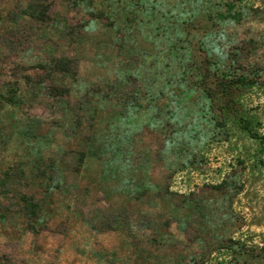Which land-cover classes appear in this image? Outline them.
<instances>
[{"label": "rangeland", "instance_id": "rangeland-1", "mask_svg": "<svg viewBox=\"0 0 264 264\" xmlns=\"http://www.w3.org/2000/svg\"><path fill=\"white\" fill-rule=\"evenodd\" d=\"M234 1L0 0V264H264V0Z\"/></svg>", "mask_w": 264, "mask_h": 264}, {"label": "trees", "instance_id": "trees-1", "mask_svg": "<svg viewBox=\"0 0 264 264\" xmlns=\"http://www.w3.org/2000/svg\"><path fill=\"white\" fill-rule=\"evenodd\" d=\"M241 1L242 0H235L233 2V5H236V3L241 2ZM234 16L236 17V15H234ZM231 19L235 21L234 17H232ZM236 20H238V18ZM48 68L51 71H56V72H59L61 74H69L71 69H72L71 62L68 59H52L49 62ZM65 92H66L65 89H60L59 91H57L55 89H52L51 93H52L53 96H55L57 94L63 95ZM39 173H40V175L45 176L44 172H39ZM57 174H59V173L57 172L54 175L57 176ZM5 175L7 177L6 179H8V177H9L8 174H5ZM57 178H58V176H57ZM57 178H55V179H51L50 178L49 189L57 188L58 182H59L58 181L59 179L57 180ZM21 203H22V207L24 209V212L25 213L28 212L27 214L30 216V218L36 219V215H37V212H38V206L36 205V203H34L31 198H27V199L23 198L21 200ZM34 223H36V222H34ZM31 225H33V222L31 223ZM31 230H33V229L31 228ZM5 264H9V263H5Z\"/></svg>", "mask_w": 264, "mask_h": 264}]
</instances>
